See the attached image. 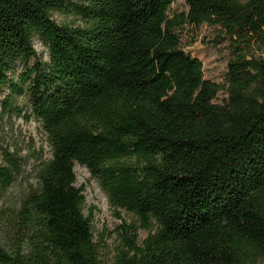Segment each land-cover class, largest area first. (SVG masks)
I'll return each mask as SVG.
<instances>
[{"label":"trees","instance_id":"16d2710c","mask_svg":"<svg viewBox=\"0 0 264 264\" xmlns=\"http://www.w3.org/2000/svg\"><path fill=\"white\" fill-rule=\"evenodd\" d=\"M177 1L0 0L3 104L23 87L52 150L0 264H106L76 164L138 220L119 227L116 264H264V0H186L170 16ZM187 26L228 44L223 84L187 51ZM9 157L0 192L19 171Z\"/></svg>","mask_w":264,"mask_h":264},{"label":"rangeland","instance_id":"374dc122","mask_svg":"<svg viewBox=\"0 0 264 264\" xmlns=\"http://www.w3.org/2000/svg\"><path fill=\"white\" fill-rule=\"evenodd\" d=\"M80 2L81 0H72ZM188 11L186 0H178L170 8L169 15ZM59 23L73 24L76 19L72 15L54 16ZM182 41L187 51L203 64L204 78L217 84H223L226 78L227 63L230 59L228 44L215 46L207 44L213 40L217 31L214 28L185 27ZM34 47L41 60L48 61L46 48L35 40ZM34 60L29 62L33 66ZM25 71L24 63H18L11 73L17 79ZM24 86V85H23ZM10 94L9 88L0 95V163L10 166L8 159L14 158L19 171L15 172L13 182L0 192V248L8 255L17 253L16 217L24 200L39 189L38 172L44 162L52 158L47 135L39 119L32 113V107L25 89L12 94L11 105L6 106L3 100ZM76 186L85 187V216H89L92 207L96 208L93 217L95 239L100 244L101 258L106 264H116L123 240L119 227L124 223H137V218L125 210L114 209L101 190L99 183L83 166L76 164ZM149 235L145 230L139 231V242ZM23 252L27 250L23 246Z\"/></svg>","mask_w":264,"mask_h":264}]
</instances>
